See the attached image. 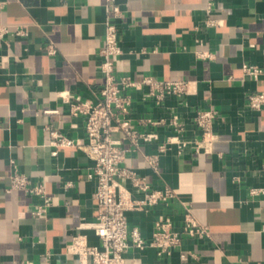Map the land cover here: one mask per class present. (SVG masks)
I'll return each instance as SVG.
<instances>
[{
    "label": "crops",
    "instance_id": "1",
    "mask_svg": "<svg viewBox=\"0 0 264 264\" xmlns=\"http://www.w3.org/2000/svg\"><path fill=\"white\" fill-rule=\"evenodd\" d=\"M117 2L123 11L115 20L123 49L115 58L117 72L192 83L188 95L169 96L161 105L144 99L142 90L130 91L137 122L147 116L163 122L140 124L157 138L130 146L122 164L155 187H173L210 229L209 237H184L186 259L179 249L159 255L155 247H132L127 255L139 264L264 263V194L251 193L264 187V109L248 104L253 91L264 90V75L253 79L242 68L245 62L264 67V0H216L210 16L217 25L207 23V0ZM106 17V0H0V25L10 29L0 36V264H65L76 235L100 243L94 229L80 226L98 214L96 179L88 176L93 161L78 147H59L54 154L48 127L85 137L83 118L71 113L60 93L98 99L105 82L99 64ZM199 50L213 56L202 58ZM207 108L218 113L213 150L189 145L179 152L174 145L161 155L156 174L145 154L157 153L169 135L200 138L195 115ZM176 115L181 127L172 124ZM12 159L35 183L46 181L53 197L47 218L31 212L38 197L9 189ZM162 213L182 227L179 201L131 210L127 217L149 239Z\"/></svg>",
    "mask_w": 264,
    "mask_h": 264
},
{
    "label": "built area",
    "instance_id": "2",
    "mask_svg": "<svg viewBox=\"0 0 264 264\" xmlns=\"http://www.w3.org/2000/svg\"><path fill=\"white\" fill-rule=\"evenodd\" d=\"M215 1L207 0L208 25L220 24L210 16ZM106 10L105 42L100 50L103 58L99 64L105 75V82L100 88L98 99H85L73 95L70 91L60 93L70 104L71 113L83 118L85 137H71L58 129L48 127V144L54 148L53 153L57 154L59 147H78L84 150L93 161L88 176L95 178L97 183L94 193L98 203L97 218L83 222L80 226L94 229L100 243H91L85 234L76 235L68 247L70 261L65 264H139L135 257L127 255L132 247L140 250L155 247L159 255L171 254L175 249H179L182 258L186 259L190 252L183 248L184 237H209V227L194 217L189 203L180 201L173 187H155L147 175L122 163L131 150L130 146L138 148L141 142H150L157 138L154 132L140 129V124L155 125L163 122L149 116L137 122L132 115L133 97L130 91L142 90L144 99L154 100L161 105L169 96L183 98L188 95L192 83L187 79H158L153 76L135 79L131 75L119 74L115 58L123 53V49L115 20L122 16L123 11L117 0H106ZM9 30V27L0 25V36ZM17 32L23 31L19 28ZM49 50L54 53V46L51 45ZM197 54L202 58L213 56L206 50H199ZM242 68L245 75L253 79L264 75V67L257 64L245 62ZM248 104L258 111L264 109V90L253 91L249 95ZM44 112L58 113L59 110L44 109ZM217 115L214 108L199 109L195 122L201 128V137L184 139L179 135L167 136L159 143L157 153L145 154L149 167L160 175L161 155L174 145L179 152H183L189 145L197 152H211L215 141L214 122ZM172 124L181 127L182 123L177 115L174 116ZM11 168L9 189L22 190L30 197H38L40 200L34 203L31 212L37 218H47L53 197L48 191L46 181L35 183L28 174L20 171L15 159L11 160ZM70 185L72 182L68 183V186ZM251 193L264 194V187H254ZM178 201L185 209L181 228L165 213L155 220L149 239L144 237L139 227H131L129 224L128 211L153 209L159 205L170 207Z\"/></svg>",
    "mask_w": 264,
    "mask_h": 264
}]
</instances>
